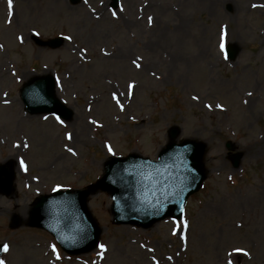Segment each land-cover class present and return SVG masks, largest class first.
<instances>
[{"label":"rangeland","instance_id":"obj_1","mask_svg":"<svg viewBox=\"0 0 264 264\" xmlns=\"http://www.w3.org/2000/svg\"><path fill=\"white\" fill-rule=\"evenodd\" d=\"M110 1L12 0L9 8L0 0V166L14 176L11 193L0 191V244L8 246L0 260L264 264V8L248 9L259 0H121L114 11ZM230 32L233 38L222 39ZM34 35L66 42L49 50ZM221 43L239 50L235 60L226 58ZM51 74L58 98L74 113L63 124L29 114L20 97L24 84ZM254 88L259 94L248 112L244 102ZM113 92L124 95L116 100ZM23 116L29 120L17 124ZM78 118L85 120L84 134ZM174 126L177 142L207 146V179L181 220L148 230L116 225L110 195L95 190L88 208L102 234L87 254L70 256L49 233L30 228L31 212L25 224L10 228L20 207L32 211L41 195L87 189L102 178L111 157L156 159ZM37 130L50 136L43 148ZM10 155L13 162L6 161ZM234 250L242 252L240 260Z\"/></svg>","mask_w":264,"mask_h":264},{"label":"water","instance_id":"obj_2","mask_svg":"<svg viewBox=\"0 0 264 264\" xmlns=\"http://www.w3.org/2000/svg\"><path fill=\"white\" fill-rule=\"evenodd\" d=\"M81 0H72L73 4ZM113 6H117L114 0ZM53 49L63 45L60 39L42 43ZM238 52L230 47V57ZM22 99L32 114L55 113L70 119L72 113L62 106L55 95V80L47 77L24 86ZM179 130L170 132L171 143L163 150L155 163L148 159L131 155L125 159L110 160L106 165V175L99 181L98 188L111 194L114 221L117 224L140 225L147 229L169 217L179 218L187 199L199 191L206 178L202 157L206 146L188 142L176 145ZM7 173L3 167L0 175ZM13 176L0 178V188L9 194ZM90 192L76 191L46 196L36 203L31 217V227L46 228L58 239L61 246L71 254L87 252L95 248L101 234L100 229L87 209ZM82 242L85 246L72 250V245ZM1 253V249H0Z\"/></svg>","mask_w":264,"mask_h":264},{"label":"bare ground","instance_id":"obj_3","mask_svg":"<svg viewBox=\"0 0 264 264\" xmlns=\"http://www.w3.org/2000/svg\"><path fill=\"white\" fill-rule=\"evenodd\" d=\"M255 9L256 11L259 10V8H264V0H259V2H257V5L254 6V5H251L250 7H248V9ZM243 9L242 7L238 8V12L242 13ZM235 35V32H230V33H226V37L228 38H233ZM2 53V52H1ZM3 54V53H2ZM0 54V56L2 55ZM139 66H141V64H138ZM199 71V70H198ZM199 74L200 72H197L196 74V77L199 78ZM33 75L29 74V75H26L25 77L27 79H30L32 78ZM229 90V88H228ZM257 94H259V90L257 88H254L252 91H251V95L247 98V101L244 102V105H245V111L248 110V112L252 109V106L254 105V101L256 100L255 97L257 96ZM124 95L123 92L121 93H115L113 92V96L115 97V99H120V97H122ZM13 101H9L7 102L6 105H10ZM93 102V101H92ZM15 103V102H14ZM246 106H248L246 108ZM92 107V106H90ZM29 119L27 116H23V117H20L17 121V124L18 123H25V121L27 122ZM80 121H81V124H80ZM83 121L85 122V120L81 119V118H78L77 121H76V126L79 128V130H81V133H85L86 132V128H85V125H83ZM34 134L39 138V142H38V146L39 147H44L45 144L50 140V136L47 135L46 133L42 132V131H39L37 130V133L34 132ZM77 138V135L74 136V139ZM54 139V138H53ZM53 141H56V139H54ZM260 143L263 142V148H264V139L261 137L260 138ZM254 150H258L257 148V145L254 147ZM13 159H14V156H8L7 160L6 161H9V162H13ZM258 196V195H257ZM20 214L19 215V218H20V222L21 224H25L26 221L28 220L29 218V213L31 212L30 209L28 207L25 206H22L20 207ZM232 256L235 260H240L241 257H243V254L242 252H239V251H232ZM16 264H26V259L24 256L20 255L19 257H17V261H16Z\"/></svg>","mask_w":264,"mask_h":264},{"label":"snow or ice","instance_id":"obj_4","mask_svg":"<svg viewBox=\"0 0 264 264\" xmlns=\"http://www.w3.org/2000/svg\"><path fill=\"white\" fill-rule=\"evenodd\" d=\"M8 6H9V8L12 7V0H8ZM113 15H116V13L113 12ZM149 23H151V17H149ZM68 39H71V37H68ZM220 47H221V50L223 51V50L225 49V45H224V43H221ZM226 58H227V57H226ZM137 67H139V65H137ZM130 87H131V86H130ZM249 95H251V93H249ZM45 119H47V117H45ZM56 119H57L61 124L64 123L63 119H61L60 116H57ZM69 138H71V137H69ZM69 151H72V150L69 149ZM108 151H109V152H112V151H113L112 148H111V146H109ZM113 155H114V153H113ZM21 163L23 164V161H22ZM25 168H26V166H25ZM56 190L59 191V189H56ZM181 211H183V208H181ZM187 227H188V224H187V221L185 220V221H184V224L182 225V229L187 228ZM184 239H185V241H186V240H187V236H185ZM100 248H101V249H105V246H104V245H100ZM52 249H53V252H54V253H57V259H60V256H59V254H58V250H57V248H56V245H53V246H52ZM4 250H5V251L8 250V246H7V245L4 246ZM0 264H5V262L2 261V260H0Z\"/></svg>","mask_w":264,"mask_h":264}]
</instances>
